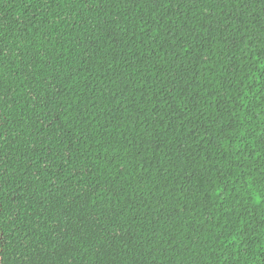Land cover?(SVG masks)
<instances>
[{"label":"trees","instance_id":"16d2710c","mask_svg":"<svg viewBox=\"0 0 264 264\" xmlns=\"http://www.w3.org/2000/svg\"><path fill=\"white\" fill-rule=\"evenodd\" d=\"M0 264H264V0H0Z\"/></svg>","mask_w":264,"mask_h":264}]
</instances>
